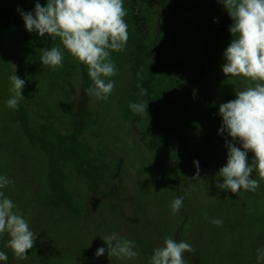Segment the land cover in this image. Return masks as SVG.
<instances>
[{"label": "trees", "instance_id": "obj_1", "mask_svg": "<svg viewBox=\"0 0 264 264\" xmlns=\"http://www.w3.org/2000/svg\"><path fill=\"white\" fill-rule=\"evenodd\" d=\"M198 1H203L212 8V16L208 17L207 24H197L195 30L204 40L210 38L214 46L229 45L234 39L229 31L233 20L221 0H186L189 6ZM24 2L25 0H0V176L14 181L0 191L23 213L30 229L36 233V241L33 249L27 250V259L21 260L6 246L9 237L4 234L0 237V251L5 252L8 259L0 261V264H134L133 259L109 258L107 252L103 256L95 255L98 248L107 249L103 238L112 233H118L126 239L136 237L135 233H129L130 227L134 225L128 224L130 219L132 221L136 218L132 216L135 210L119 205L114 208L118 210L117 214L114 213L117 215L115 216L114 205L110 207L109 203L97 198L100 189L114 181L103 175L105 169L109 167L116 171L117 163L115 160L109 164L103 160L102 163L95 161V157L101 155V149L91 143L90 133L84 132L97 125L90 112L83 114L81 110L77 117L70 116V105L62 95L58 102L60 112L55 113L51 102L56 92L53 87L55 83L52 82L54 78L41 79L43 68L39 60L43 45L37 46L40 41L34 39V32L26 30L20 11H17L20 9L24 12ZM130 7L135 24H140L142 19L138 0H130ZM44 46L50 49L53 43L48 40ZM14 65L16 73L13 71ZM46 68L48 72V66ZM13 72L25 80L22 92L25 99L20 101L15 110L6 105L12 95L9 91V77ZM156 74V64H152L140 83L142 88L147 89V95H140L141 87H133L128 91L123 113L127 123H133L141 116L134 114L129 108L130 102H147L146 113L156 109L157 104L164 107L163 111L166 109L167 97L155 96ZM173 82L169 84L173 92L170 91L167 95L168 98L169 95L173 97L170 103H174L177 108L184 107L185 111L188 110L185 118L200 124L201 108L192 110L190 103L186 106L181 104L179 97L186 96L187 92L174 90ZM62 100L66 101L65 105ZM61 120L66 121L62 129L58 126ZM200 144L196 143L193 154L175 162L178 172L174 177L176 198H183V207L175 214L172 211L167 214L168 229L162 228L164 221L161 219L153 233L141 231L135 250L142 251L143 255L137 257L136 262L149 264L154 249L162 246L164 239L169 236L177 242H187L195 249L194 253H184L189 264H203L206 259L211 264L208 257L213 241L219 236H232L236 231L238 234L243 227L242 236L246 234V225L252 227L259 243H264V206L256 202V197L264 196V188L249 193L242 189L241 201L232 203L224 197L227 190L216 187V182L223 183V178L218 177L214 171H209L211 166L202 160L201 154L210 152L209 143L201 141ZM194 161L199 162V178L195 179ZM89 167L94 170L91 175ZM206 169H209L211 177L215 174L213 178L203 174ZM118 173L121 180L122 174ZM140 182V186L144 187V181ZM84 191H87L86 194L93 192L90 199L92 204L87 201L89 199ZM137 195L139 193L136 190L129 193L133 198ZM219 198L223 205L212 202ZM137 202L141 204L143 199ZM213 219L222 220V225H214L210 222ZM234 224L237 225L236 230ZM54 228L58 233L57 239L51 237ZM138 230H142L139 225L135 228L136 233ZM240 243L237 242L238 245ZM56 246L58 249L54 251ZM237 252L239 253L238 249Z\"/></svg>", "mask_w": 264, "mask_h": 264}, {"label": "rangeland", "instance_id": "obj_2", "mask_svg": "<svg viewBox=\"0 0 264 264\" xmlns=\"http://www.w3.org/2000/svg\"><path fill=\"white\" fill-rule=\"evenodd\" d=\"M37 2L41 6L47 4V0H35V2L25 0L24 12L34 11ZM123 2L127 11L125 20L128 24L129 40L123 52L111 51V59L118 71L117 75L106 78L114 81L115 84L114 91L107 100L97 101L87 94L86 89L92 86L87 66L78 62L66 49H63L60 38L50 37L47 33L43 37L36 32L33 35L35 40L40 41L37 46H44L50 40L53 47H60L63 51L62 66L58 69L48 66L47 72V66L42 65L39 60L43 68L41 79L54 78L52 82L55 83L53 87L56 92L51 102L55 113L60 112L58 102L63 95L70 105V116L77 117L81 110L83 114H87L88 111L99 125L84 130L90 133L91 143L101 149V155L97 153L95 161L102 163L103 160L109 164L110 161L115 160L117 169L116 171L110 170L109 167L105 169L103 175L114 181L105 184L96 196L99 200L109 203L110 207L114 205L113 215L118 213L114 208L119 205L124 208L129 207L131 211L135 210L132 216L136 218L132 221L130 219L128 224L134 225L130 227L129 233H135L137 238L130 237L128 240L134 243L136 249L141 231L153 233L156 226L160 225L161 219L164 221L162 228L168 229L166 217L172 211L170 205L177 196L174 186V177L178 173L175 162L193 154L196 143L207 141L210 152L201 154V157L209 163L211 170L206 169L203 174L213 178L227 163L228 149L225 141L235 143L237 147L241 146L238 142L232 141L227 132L220 133L222 117L218 114L219 106L234 100L236 90H243L249 83L254 82L247 81L243 77L226 76L222 71V65L226 63L223 53L229 45L214 46L210 38L204 40L195 30L197 24L202 26L207 24L208 17L212 16V8L203 1L189 6L186 0H138L142 19L138 25L134 22L130 0ZM43 46L42 49H45ZM152 64H156L157 68L154 80L155 96L167 97L166 109L163 111L164 107L157 104L156 109L140 114L141 116L133 123H127L123 114L124 99L130 88L140 85ZM13 71L15 72V66ZM172 81H174V90L187 92L186 96L179 97L181 104L186 106L190 103L192 110L201 108L200 124L185 118L188 110L185 111L184 107L177 108L174 103H170L173 97L169 95L168 98L167 95L173 92L169 87ZM65 125V120H61L58 124L61 129ZM253 157L254 153L249 151L247 158L250 163ZM88 170L89 175L93 174V167H89ZM194 170L197 172V168ZM208 170L214 171L213 177ZM118 171L122 174L121 180ZM251 175L252 178L260 180L258 189L264 188V180L260 179L255 171ZM142 180L144 187L140 186ZM135 190L139 195L136 198L130 197L129 193H134ZM242 192L241 189L234 194L227 190L224 197L237 204L242 199ZM247 192L251 191H245ZM92 194L91 191L86 194L89 204H92L90 202ZM256 198V202L264 206V196L260 195ZM140 199H143V202L137 204ZM213 201L223 205L220 198L218 201ZM138 225L142 230L136 233L135 228ZM233 226L236 230L237 225ZM244 229L246 234L242 236L243 227L242 230L239 229L238 234L236 231L234 235H228L226 238L218 234L219 238L213 241L208 257L211 264H264V261L258 262L256 255L257 248H261L264 243L262 241L259 243L255 232H252V227L246 225ZM51 233V237L57 239L56 228ZM237 242L241 243L238 245ZM57 249L56 246L54 251ZM237 249L239 253H236ZM138 253V257L143 255L142 251ZM135 259H133L134 264H140ZM203 264H209L207 259Z\"/></svg>", "mask_w": 264, "mask_h": 264}, {"label": "clouds", "instance_id": "obj_3", "mask_svg": "<svg viewBox=\"0 0 264 264\" xmlns=\"http://www.w3.org/2000/svg\"><path fill=\"white\" fill-rule=\"evenodd\" d=\"M221 2L233 20L229 31L234 37L223 53L226 63L222 65V71L228 77H243L254 83H249L243 90H236L234 100L219 106L218 114L222 117L220 133L227 132L232 141L241 146L225 141L227 163L218 171L223 183L217 181L216 187L234 194L241 189L255 192L260 180L252 178L253 171L264 180V0ZM17 11H20L28 32H37L40 37L47 33L50 37L60 38L63 49L87 66L92 81V86L86 89L88 95L97 101L108 99L115 84L106 78L117 75L118 71L111 59V51L123 52L129 40L123 0H47L45 6L37 2L34 11ZM63 58L60 47L41 49L40 61L44 66L60 67ZM15 73L9 77L12 95L6 102L7 107L13 110L25 99L22 95L25 80ZM140 95H147V89L141 87ZM129 108L134 114H144L147 102H130ZM249 151L254 153L251 163L247 158ZM194 164L197 172L193 179L199 178V162L194 161ZM13 183L6 176H0V189ZM183 204L182 197L174 198L170 205L172 213L179 211ZM210 222L217 226L223 223L220 219ZM4 234L9 237L6 246L15 257L27 259V250L33 249L36 233L30 229L23 213L17 210V205L0 191V237ZM103 241L107 249L98 248L97 257L105 252L109 258L128 260L139 255L134 243L118 233L104 237ZM186 252L194 253L195 249L191 244L177 242L169 236L162 246L154 249L149 264H189L184 258ZM256 255L258 262L264 261V247L257 248ZM7 259V254L0 251V261Z\"/></svg>", "mask_w": 264, "mask_h": 264}]
</instances>
